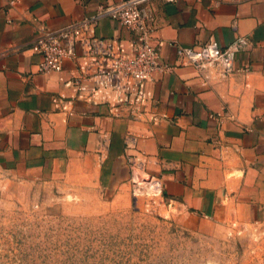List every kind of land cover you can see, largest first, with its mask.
I'll return each instance as SVG.
<instances>
[{
    "label": "crops",
    "instance_id": "obj_1",
    "mask_svg": "<svg viewBox=\"0 0 264 264\" xmlns=\"http://www.w3.org/2000/svg\"><path fill=\"white\" fill-rule=\"evenodd\" d=\"M120 1L0 0V187L69 177L119 191L135 159L147 178L139 183L161 188L187 217L264 230V0L154 1L153 45L163 64H179L174 45L246 44L233 74L176 67L145 85L137 108L82 79L94 61L79 46L62 71H38L42 56L32 45L43 30ZM90 32L112 41V58L136 53L133 32L110 18Z\"/></svg>",
    "mask_w": 264,
    "mask_h": 264
},
{
    "label": "rangeland",
    "instance_id": "obj_2",
    "mask_svg": "<svg viewBox=\"0 0 264 264\" xmlns=\"http://www.w3.org/2000/svg\"><path fill=\"white\" fill-rule=\"evenodd\" d=\"M130 175L119 191L4 183L0 264H264V230L202 225Z\"/></svg>",
    "mask_w": 264,
    "mask_h": 264
},
{
    "label": "built area",
    "instance_id": "obj_3",
    "mask_svg": "<svg viewBox=\"0 0 264 264\" xmlns=\"http://www.w3.org/2000/svg\"><path fill=\"white\" fill-rule=\"evenodd\" d=\"M154 1L121 0L112 5H100L89 18L56 30H43L32 45L33 51L42 56L38 71L42 74L62 71L66 60L76 59L79 46L83 56L94 61L89 72L82 73V79L92 82L95 89L113 97L124 108L131 105L137 108L143 99L145 85L153 82L157 74L170 72L176 67H193L199 71L218 69L224 76L234 73L236 56L241 45L246 44L245 39H239L225 49L215 40L195 47L174 45L179 64H163L153 45L156 29L150 5ZM104 18H110L133 32L137 45L135 55L112 58V41L92 35L91 28ZM110 58L112 63L108 65ZM130 168L135 182L141 178L147 180L142 175V165L135 159L131 160Z\"/></svg>",
    "mask_w": 264,
    "mask_h": 264
},
{
    "label": "bare ground",
    "instance_id": "obj_4",
    "mask_svg": "<svg viewBox=\"0 0 264 264\" xmlns=\"http://www.w3.org/2000/svg\"><path fill=\"white\" fill-rule=\"evenodd\" d=\"M141 179H143V178H141Z\"/></svg>",
    "mask_w": 264,
    "mask_h": 264
}]
</instances>
